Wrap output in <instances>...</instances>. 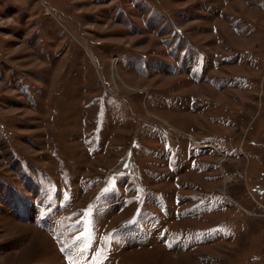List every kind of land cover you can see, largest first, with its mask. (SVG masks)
<instances>
[{
    "label": "rangeland",
    "instance_id": "obj_1",
    "mask_svg": "<svg viewBox=\"0 0 264 264\" xmlns=\"http://www.w3.org/2000/svg\"><path fill=\"white\" fill-rule=\"evenodd\" d=\"M0 264H264V0H0Z\"/></svg>",
    "mask_w": 264,
    "mask_h": 264
}]
</instances>
